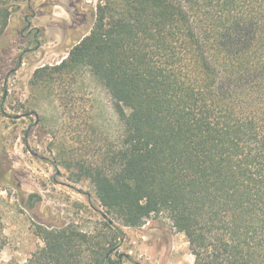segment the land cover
Segmentation results:
<instances>
[{
    "label": "trees",
    "instance_id": "trees-1",
    "mask_svg": "<svg viewBox=\"0 0 264 264\" xmlns=\"http://www.w3.org/2000/svg\"><path fill=\"white\" fill-rule=\"evenodd\" d=\"M80 65L120 123L99 164L75 165L118 225L106 228L163 216L193 264H264V0H100L55 70ZM35 235L26 264H81L92 245L72 228ZM103 239L93 264L112 263L118 243Z\"/></svg>",
    "mask_w": 264,
    "mask_h": 264
},
{
    "label": "rangeland",
    "instance_id": "rangeland-1",
    "mask_svg": "<svg viewBox=\"0 0 264 264\" xmlns=\"http://www.w3.org/2000/svg\"><path fill=\"white\" fill-rule=\"evenodd\" d=\"M99 2L0 0V264H26L44 245L38 227L92 238L81 264L103 254L104 236L118 243L111 264L194 263L186 237L163 216L120 235L106 228L118 225L77 178L75 165L99 164L120 134L117 105L88 68L55 70L89 34Z\"/></svg>",
    "mask_w": 264,
    "mask_h": 264
},
{
    "label": "flooded vegetation",
    "instance_id": "flooded-vegetation-1",
    "mask_svg": "<svg viewBox=\"0 0 264 264\" xmlns=\"http://www.w3.org/2000/svg\"><path fill=\"white\" fill-rule=\"evenodd\" d=\"M6 96V95H5ZM5 96H3V100L5 99Z\"/></svg>",
    "mask_w": 264,
    "mask_h": 264
}]
</instances>
